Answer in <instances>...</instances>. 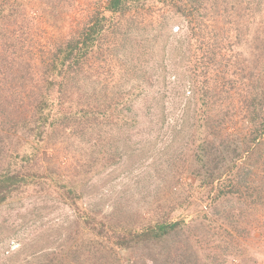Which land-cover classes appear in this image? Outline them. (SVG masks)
Returning <instances> with one entry per match:
<instances>
[{
    "label": "rangeland",
    "instance_id": "374dc122",
    "mask_svg": "<svg viewBox=\"0 0 264 264\" xmlns=\"http://www.w3.org/2000/svg\"><path fill=\"white\" fill-rule=\"evenodd\" d=\"M5 2L13 9L0 23V44L14 37L6 52L17 73L11 85L22 86L27 96V85L42 84L45 67L57 48L83 28L93 10L107 4V0H0ZM175 2L187 4L186 0H158L114 15L103 41L80 69L82 85L74 82L71 87L73 79L62 85L70 92L62 96L66 108L78 104L80 89L95 92L86 98L90 103L95 100L94 107L91 118L81 123L83 129L70 127L50 135L45 143L51 159L43 164L60 167L58 171L68 180L78 176L74 181L81 179L83 185L75 187L74 194L57 184L48 190L38 186L39 192L30 190L0 205V264H10L12 254L23 246L28 253L24 264H41L36 254L44 257L51 251L52 255L81 238L89 252L65 257L62 264H146L155 260L161 245L137 241L129 232L162 218L184 219L189 224L204 218L201 231L223 233L217 238L226 264H264V84L262 88L249 78L229 82L224 73L227 64L247 75L264 71V0H198L188 15ZM205 14L210 16L201 27L199 18ZM26 69H32L29 75ZM203 69L216 90L211 109H221L215 118L228 112L233 124L230 121L225 128L249 137V148L232 170L243 168L241 192L246 194L252 186L263 190L259 200L246 199L239 191L224 195L215 207L218 189L234 173L227 172L203 191L192 173L197 159L195 139L202 134L196 112L199 92L193 86L199 90L207 86L197 81ZM71 88H76L72 94ZM58 90L61 95L62 88ZM51 92L59 94L57 89ZM255 95L262 99V106L254 125L244 118L253 109ZM113 106L134 118L130 125L121 129L108 125V108ZM129 145L146 157L131 156ZM189 231L180 228L174 238L163 242L162 257L171 255L172 264H212L198 254L189 257L192 249L184 247ZM124 233L126 249L119 246ZM42 236L53 241L43 242L41 250L32 252L30 245Z\"/></svg>",
    "mask_w": 264,
    "mask_h": 264
},
{
    "label": "trees",
    "instance_id": "16d2710c",
    "mask_svg": "<svg viewBox=\"0 0 264 264\" xmlns=\"http://www.w3.org/2000/svg\"><path fill=\"white\" fill-rule=\"evenodd\" d=\"M156 1L158 0H107L106 6L101 9L93 10L89 20L86 21L83 28H81V30L79 29L74 36L68 39L64 45L58 47L52 54L51 62L45 67L42 84L36 82L32 86L27 85L29 90L28 96L26 92L21 91L22 86L17 87V85H11L13 84V78L17 77V73L13 70V60L10 59L9 54L6 52H8L10 46H12V39L14 37H9L4 40L3 45L0 44L2 48V52H0V205L16 201L21 196L29 193L30 190L33 193L39 192L38 186L40 189L48 190L52 185L57 184L62 189L67 190L68 193L74 194L76 189H78L75 187L83 185L80 178V180L74 181V178L78 176L74 177L73 180H68L64 173L58 171L60 167L56 166V168H53L50 164L47 166L43 164V162L51 159L47 154L48 146L45 142L51 139L52 134L54 132L58 134L64 129L70 130V127L83 129L81 123H83L85 119L91 118V111H93V109L90 108L94 107L95 100H91L92 103H90V100H86V98L92 97L95 92L90 94L89 90L80 89V93L78 94L80 101L78 104L73 107L67 106L68 108H66L62 96L64 94L70 95V92L67 93L62 85L68 82L69 79H73V85H71V87L74 86V82H78V84L82 85L79 83L80 69L86 64L85 62L92 55L95 48L103 41L108 22L114 15L139 10L146 5H152ZM197 1L198 0H186L187 4L178 6L177 2H175L174 5H176L180 11L186 13L185 15H188L187 13L192 11L191 7L196 8ZM7 2L0 4V23L8 17L10 11L13 9V5ZM107 12L110 13L109 17ZM206 16L209 18L210 15L205 14L199 18L198 25L201 27ZM257 56H259V54H256V57ZM211 59L212 61L216 60H213V58ZM218 66L220 67L221 65ZM26 70L28 71V75L31 73L30 71H32V69ZM224 73L230 77L231 81L229 82L241 79L238 81L239 83L244 81L242 78H249L252 79V82L257 86L262 83L264 84V71L261 70H259V72L258 70L255 71L253 75H247L245 71H236L227 64L225 65ZM25 74L26 73L23 72L18 74V76H23ZM200 76V78H197V81L207 86L201 90H199L198 87L195 88L196 85L193 86L194 92H199L196 98L198 103L196 112L199 113L198 119L200 122H198V126L202 134L195 139L197 146L194 151L197 159L196 166L192 173L195 175V178L198 179L201 191L204 190L207 184L212 185L214 180L220 179L227 172L234 173L230 178L231 180L224 185V188L220 187L218 189V193L213 199V203H216L214 206L217 207L220 205L218 201L224 195L228 193L235 194L240 191L239 187L241 185L243 186L245 181L243 168L238 167L235 171L232 169L237 167V160L242 157L244 149L247 147L249 148V146L246 145L247 141H249V137L247 133L243 136V134L235 130L229 131V129H227L228 127L225 128L230 121V124H233V120H231L232 117L226 116L228 112H226L225 117L215 118L216 115H219L217 113L221 111L220 108L211 109V106L215 104L213 99L216 95V90L214 87H211V84L209 85L210 76H208L206 69L201 70ZM189 80H191L192 83L195 81L191 77H189ZM240 84L244 85V83ZM189 85L192 86L191 83ZM60 87L62 88L61 95L60 90H58ZM18 88H20V95H18ZM56 89L59 94H52L51 91ZM75 89L76 88H71V94L74 93L73 91ZM253 97L251 100L253 109L251 108L252 110H249L250 114L249 116H245L244 120L247 123L249 122L255 125L258 124V119L260 117L257 112L261 110L262 99L260 96L256 97V95L255 98ZM24 101L25 105L23 106L22 104ZM113 107L114 108L111 109L108 108L111 112H109L108 116V125L114 126L117 129H121L125 124L130 125L129 121L132 122L134 118L131 116L130 118L125 117L124 114L122 115V108ZM210 111L214 113L213 116L208 114ZM252 111L253 113H251ZM105 119L107 120V118ZM156 121L155 119L153 120V122ZM104 125L107 124H100V126ZM255 138L256 137H252L250 139L253 140ZM128 148L132 150L131 156H135L137 159L146 157L142 152L135 150L133 146L129 145ZM134 162L136 163L138 160ZM134 162L132 163L134 164ZM236 176H238V178H236ZM256 188L257 187L254 186L251 188L247 187L246 194L240 191L241 196L246 199H251V201L261 199L263 190L255 191ZM212 189L213 188H211V191ZM208 191H210V189ZM231 214L234 215L232 211ZM34 217L38 218L39 215L35 214ZM86 217L87 216H85V218ZM225 217L229 221H232V217L226 215ZM203 219L204 218H201L200 221L195 220L189 224L185 223L184 219L168 222L162 218L154 222H149L144 227L138 226L134 228V230L129 232V236L135 238L137 241H147L146 243L152 244V246L159 247L161 245V248L157 250L158 255H156V253L154 254L162 259L159 260L158 258L157 260L156 257L155 260H148L146 264H172L173 262L169 258L171 255L166 258L164 256L162 257V244L171 236L173 237L180 228H190V233L187 234L184 245V247L187 246L192 249V254L189 255V257L191 258L192 255L198 254L212 264H223L225 263L223 259L224 256L220 253L222 244L220 238H217L222 237L221 234L223 233L216 234L215 232L210 233L209 231H201L204 229L202 226ZM52 241L53 240L49 241V237L42 236V239L32 243L30 248L32 252H35L42 249H40V247L43 242L49 243ZM74 242L77 243L75 245L71 243L68 247H64L66 249L57 250L52 255L51 251H46L43 253L44 257H41L42 253L36 254V256L42 258L41 262L44 264H59L60 260H62V264L65 257L74 256L75 254L80 256L79 254L83 252H89V250L83 247L85 243L82 238ZM59 244H62V241ZM119 246L123 249L128 248V238L125 233L122 234L120 238ZM24 247L25 246L21 247L12 254L10 264L25 263L24 258L28 253L23 252L25 249ZM175 247H177V242ZM61 254L64 255L63 258Z\"/></svg>",
    "mask_w": 264,
    "mask_h": 264
}]
</instances>
